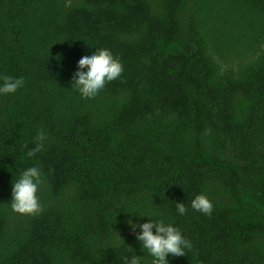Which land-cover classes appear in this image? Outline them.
Instances as JSON below:
<instances>
[{"label": "trees", "instance_id": "trees-1", "mask_svg": "<svg viewBox=\"0 0 264 264\" xmlns=\"http://www.w3.org/2000/svg\"><path fill=\"white\" fill-rule=\"evenodd\" d=\"M99 48L124 71L88 99L72 79ZM0 75L25 81L0 96V264H150L133 211L191 241L169 264H264V0H0ZM34 165L43 210L21 215Z\"/></svg>", "mask_w": 264, "mask_h": 264}, {"label": "clouds", "instance_id": "clouds-1", "mask_svg": "<svg viewBox=\"0 0 264 264\" xmlns=\"http://www.w3.org/2000/svg\"><path fill=\"white\" fill-rule=\"evenodd\" d=\"M124 71L121 61L108 48H99L79 56L72 79V87L82 97L95 98L109 82L121 78ZM25 84L23 78L0 75V96L15 94ZM46 135L43 131L36 137V145L27 151L32 158L44 148ZM45 182L42 169L38 166L25 168L12 183L11 209L21 215H36L43 210L38 191ZM179 215L188 211L185 203H175ZM196 212L211 215L213 204L204 194L196 195L190 202ZM126 221L135 239L140 243L143 252L151 258L150 264H169L168 257L185 256L192 250V243L172 223L166 222L149 212H129ZM141 218H147L141 222ZM144 257L131 255L122 257V264H143Z\"/></svg>", "mask_w": 264, "mask_h": 264}]
</instances>
